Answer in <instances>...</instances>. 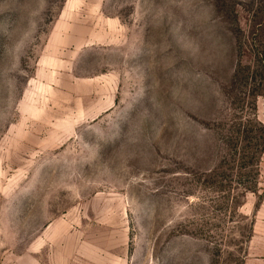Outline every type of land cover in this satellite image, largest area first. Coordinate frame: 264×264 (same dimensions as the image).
Segmentation results:
<instances>
[{"label":"rangeland","instance_id":"obj_1","mask_svg":"<svg viewBox=\"0 0 264 264\" xmlns=\"http://www.w3.org/2000/svg\"><path fill=\"white\" fill-rule=\"evenodd\" d=\"M264 0H0V264H264Z\"/></svg>","mask_w":264,"mask_h":264},{"label":"trees","instance_id":"obj_2","mask_svg":"<svg viewBox=\"0 0 264 264\" xmlns=\"http://www.w3.org/2000/svg\"><path fill=\"white\" fill-rule=\"evenodd\" d=\"M263 81H264V75H263Z\"/></svg>","mask_w":264,"mask_h":264}]
</instances>
